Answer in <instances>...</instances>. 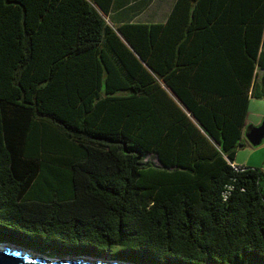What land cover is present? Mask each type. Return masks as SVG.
<instances>
[{"label":"trees","instance_id":"16d2710c","mask_svg":"<svg viewBox=\"0 0 264 264\" xmlns=\"http://www.w3.org/2000/svg\"><path fill=\"white\" fill-rule=\"evenodd\" d=\"M111 5L0 0V243L264 264V170L228 164L264 99V0H176L164 22Z\"/></svg>","mask_w":264,"mask_h":264},{"label":"water","instance_id":"95a60500","mask_svg":"<svg viewBox=\"0 0 264 264\" xmlns=\"http://www.w3.org/2000/svg\"><path fill=\"white\" fill-rule=\"evenodd\" d=\"M244 137L253 146L261 144L264 140V119L261 124L249 126ZM4 244L0 243V264H133L120 260H109L108 256L104 259L86 255L45 257L15 244Z\"/></svg>","mask_w":264,"mask_h":264},{"label":"crops","instance_id":"0c3cea01","mask_svg":"<svg viewBox=\"0 0 264 264\" xmlns=\"http://www.w3.org/2000/svg\"><path fill=\"white\" fill-rule=\"evenodd\" d=\"M175 2L176 0H112L110 14L116 22H124L126 20L164 22ZM261 46L264 49V40L263 43H261ZM251 100H253L252 97L248 104L244 133L245 129L250 125L248 114L250 111ZM247 160L248 159H242V157L239 158V155L237 154L234 156L235 163L244 167H253L245 163Z\"/></svg>","mask_w":264,"mask_h":264},{"label":"rangeland","instance_id":"374dc122","mask_svg":"<svg viewBox=\"0 0 264 264\" xmlns=\"http://www.w3.org/2000/svg\"><path fill=\"white\" fill-rule=\"evenodd\" d=\"M248 118L250 120L249 126H256L258 124H261L262 120L264 119V99L253 98V100H251ZM236 154L239 155V158L242 157V159H248L245 162L246 164L251 165L253 167H258L259 169H264V140L262 141L261 144L257 146L251 145L246 140L243 145L237 148ZM1 244L5 245L4 243ZM31 252L35 253L32 250ZM45 257H52V256H45ZM102 258L104 259V257ZM109 260H113V259L109 258Z\"/></svg>","mask_w":264,"mask_h":264},{"label":"built area","instance_id":"2783aa9c","mask_svg":"<svg viewBox=\"0 0 264 264\" xmlns=\"http://www.w3.org/2000/svg\"><path fill=\"white\" fill-rule=\"evenodd\" d=\"M228 164H229L230 167H231L233 170H235V171L240 170V169L243 170V169L245 168L244 166L235 163V161H230V160H228ZM226 194H227V192H226ZM226 194H225V196H226Z\"/></svg>","mask_w":264,"mask_h":264}]
</instances>
